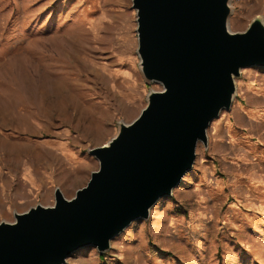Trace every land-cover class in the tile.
Segmentation results:
<instances>
[{
  "label": "rangeland",
  "instance_id": "obj_1",
  "mask_svg": "<svg viewBox=\"0 0 264 264\" xmlns=\"http://www.w3.org/2000/svg\"><path fill=\"white\" fill-rule=\"evenodd\" d=\"M229 29L264 23V0H231ZM133 0H0V222L90 180L150 92ZM264 67L235 77L192 168L100 252L64 264H264Z\"/></svg>",
  "mask_w": 264,
  "mask_h": 264
},
{
  "label": "water",
  "instance_id": "obj_2",
  "mask_svg": "<svg viewBox=\"0 0 264 264\" xmlns=\"http://www.w3.org/2000/svg\"><path fill=\"white\" fill-rule=\"evenodd\" d=\"M231 0H133L138 53L152 91L140 115L121 124L107 144L90 150L99 160L89 182L55 204H37L0 222V264H64L87 246L102 253L134 220L192 168L199 141L223 109H229L235 77L264 67V23L229 29Z\"/></svg>",
  "mask_w": 264,
  "mask_h": 264
},
{
  "label": "crops",
  "instance_id": "obj_3",
  "mask_svg": "<svg viewBox=\"0 0 264 264\" xmlns=\"http://www.w3.org/2000/svg\"><path fill=\"white\" fill-rule=\"evenodd\" d=\"M264 111V106L262 108L259 107V110L257 112H262Z\"/></svg>",
  "mask_w": 264,
  "mask_h": 264
}]
</instances>
